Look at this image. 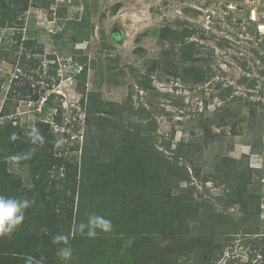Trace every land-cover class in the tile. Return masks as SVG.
I'll list each match as a JSON object with an SVG mask.
<instances>
[{"label": "rangeland", "instance_id": "obj_1", "mask_svg": "<svg viewBox=\"0 0 264 264\" xmlns=\"http://www.w3.org/2000/svg\"><path fill=\"white\" fill-rule=\"evenodd\" d=\"M35 1L30 0L21 19L23 37L29 33L36 37L33 50L38 52L31 56L37 64L18 63L22 48L14 52L12 45L19 29L0 28V111L11 86L17 91L0 122L12 119L30 131L36 119L43 118L55 136L56 153L76 159L85 139V110L80 103L87 93L128 103L133 109L143 107L149 112L147 121L153 122L148 131L141 125L140 131L128 126L131 132H119L112 122L119 125L120 121L104 115L111 122L99 135L105 150L99 160L112 163L122 137H135L138 132L151 150L170 157L178 152L179 165L189 173L199 171L200 176L213 174L218 163L231 166L229 160L245 162L247 156L261 196L264 229L262 8L255 10L252 0H52L47 8L36 6ZM77 29L87 34V41L76 42ZM58 33L62 37L56 41L53 35ZM184 33L187 37L182 40L179 36ZM84 65L82 80L83 76L75 75ZM35 95L38 100L31 98ZM48 95L54 108L39 117ZM125 121L141 123L136 117ZM10 166L24 175L17 160ZM189 185L195 197L214 204L218 212L240 216L236 207L225 210L215 200L222 189L211 181L202 185L195 178L171 193H185ZM236 239L224 259L245 264L249 247Z\"/></svg>", "mask_w": 264, "mask_h": 264}, {"label": "trees", "instance_id": "obj_2", "mask_svg": "<svg viewBox=\"0 0 264 264\" xmlns=\"http://www.w3.org/2000/svg\"><path fill=\"white\" fill-rule=\"evenodd\" d=\"M29 2L0 0V28L19 29L12 45L14 52L22 48L18 63L37 64L38 60L31 56L38 52L33 50L36 37L29 33L24 38L22 33L21 15ZM51 2L36 0L34 4L47 8ZM78 31L80 38L76 42L87 41V34ZM61 37L59 33L53 35L56 41ZM179 37L184 40L187 34ZM86 70L84 65L75 77L83 76L85 80ZM14 91L11 86L1 117L8 115ZM30 91H22V96ZM31 98L38 100L37 95ZM51 99L52 95L45 98L39 117H46L54 108ZM80 104L85 110V139L80 149L76 146L80 153L76 159L56 153L55 136L43 118L36 119L34 126L40 129L45 143L30 156L32 146L26 126L12 119L0 122V194L27 196L35 201L22 226L11 237L0 238V264H26L29 256L37 260L43 257L45 264H62L56 254L57 246L52 243L58 233L69 236L73 249L69 264H230L224 255L236 238L249 247L245 264H264L261 196L253 184L254 174L247 166V156H243L245 162L229 160L231 166L218 163L213 174L200 176L199 171L191 169L189 173L179 165L178 152L170 157L151 150L146 137L138 132L135 137H122L118 156L112 163H103L99 155L105 150L99 145V135L111 122L105 116L118 119L119 125L112 123L123 133L131 132L128 126L135 127L136 132L142 130V125L148 131L153 122L147 121L149 112L143 107L133 109L128 103L104 101L91 92L82 97ZM128 117L139 118L141 123L131 125L125 121ZM17 155L26 157L17 160L24 175L15 173L10 166L14 160L11 157ZM195 178L202 185L211 181L220 187L222 193L215 200L225 210L236 207L240 216L234 218L218 212L214 204L194 196L192 185L185 193H171L172 188H178L182 182L192 184ZM93 212L110 219L113 231L94 238L74 233L73 225Z\"/></svg>", "mask_w": 264, "mask_h": 264}, {"label": "clouds", "instance_id": "obj_3", "mask_svg": "<svg viewBox=\"0 0 264 264\" xmlns=\"http://www.w3.org/2000/svg\"><path fill=\"white\" fill-rule=\"evenodd\" d=\"M28 142L32 146L28 155L34 154L37 146L45 143V138L40 129L33 126L27 133ZM17 137L12 135V139ZM20 155L11 157L14 160H21ZM35 201L27 196H6L0 194V238L11 237L23 224L25 214ZM74 233L84 235L88 238H94L100 233H110L113 231V224L110 219L103 214L90 213L83 221H78L72 227ZM52 243L57 246V257L62 264H69L73 256V249L69 244V236L67 234L58 233L53 236ZM26 264H45V260L41 257L39 260L34 257H26Z\"/></svg>", "mask_w": 264, "mask_h": 264}, {"label": "built area", "instance_id": "obj_4", "mask_svg": "<svg viewBox=\"0 0 264 264\" xmlns=\"http://www.w3.org/2000/svg\"><path fill=\"white\" fill-rule=\"evenodd\" d=\"M61 2H64V0H60ZM70 1V0H67ZM253 6L255 7V10L257 8H262L264 10V0H252ZM254 9L251 11V18L254 19Z\"/></svg>", "mask_w": 264, "mask_h": 264}]
</instances>
